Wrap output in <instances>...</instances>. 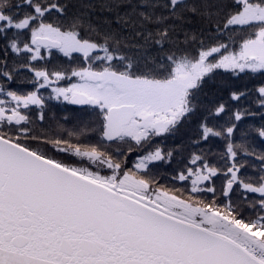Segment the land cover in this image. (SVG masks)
<instances>
[{"label":"snow or ice","instance_id":"6c2138e0","mask_svg":"<svg viewBox=\"0 0 264 264\" xmlns=\"http://www.w3.org/2000/svg\"><path fill=\"white\" fill-rule=\"evenodd\" d=\"M0 264H264V0H0Z\"/></svg>","mask_w":264,"mask_h":264}]
</instances>
